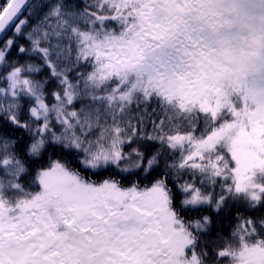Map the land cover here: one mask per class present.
I'll use <instances>...</instances> for the list:
<instances>
[{
  "label": "snow or ice",
  "instance_id": "snow-or-ice-1",
  "mask_svg": "<svg viewBox=\"0 0 264 264\" xmlns=\"http://www.w3.org/2000/svg\"><path fill=\"white\" fill-rule=\"evenodd\" d=\"M202 11L0 3V264H264V97L232 95Z\"/></svg>",
  "mask_w": 264,
  "mask_h": 264
},
{
  "label": "rangeland",
  "instance_id": "rangeland-1",
  "mask_svg": "<svg viewBox=\"0 0 264 264\" xmlns=\"http://www.w3.org/2000/svg\"><path fill=\"white\" fill-rule=\"evenodd\" d=\"M209 2L203 0V11L192 13L191 19L205 50L219 66L234 97H264V28L256 21L234 26L229 6L234 0H222L219 13ZM201 13L206 15L203 22Z\"/></svg>",
  "mask_w": 264,
  "mask_h": 264
},
{
  "label": "clouds",
  "instance_id": "clouds-1",
  "mask_svg": "<svg viewBox=\"0 0 264 264\" xmlns=\"http://www.w3.org/2000/svg\"><path fill=\"white\" fill-rule=\"evenodd\" d=\"M232 9V24L243 27L256 21L264 28V0H234Z\"/></svg>",
  "mask_w": 264,
  "mask_h": 264
},
{
  "label": "trees",
  "instance_id": "trees-1",
  "mask_svg": "<svg viewBox=\"0 0 264 264\" xmlns=\"http://www.w3.org/2000/svg\"><path fill=\"white\" fill-rule=\"evenodd\" d=\"M227 0H224V2H226ZM3 2V0H0V3H2ZM220 2H222V0H210V5H211V7H212V9L214 10V11H216V12H220V10H219V4H220ZM206 17V15L205 14H203V13H201V15H200V21L201 22H203ZM209 26H211V25H209ZM125 186H128V184L127 183H125Z\"/></svg>",
  "mask_w": 264,
  "mask_h": 264
}]
</instances>
